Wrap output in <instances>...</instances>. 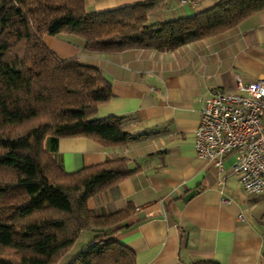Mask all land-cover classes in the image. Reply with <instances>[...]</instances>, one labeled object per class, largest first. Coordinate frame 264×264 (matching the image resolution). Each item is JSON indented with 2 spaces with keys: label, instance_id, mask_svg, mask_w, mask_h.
I'll use <instances>...</instances> for the list:
<instances>
[{
  "label": "trees",
  "instance_id": "trees-1",
  "mask_svg": "<svg viewBox=\"0 0 264 264\" xmlns=\"http://www.w3.org/2000/svg\"><path fill=\"white\" fill-rule=\"evenodd\" d=\"M165 3L90 11L87 0H0V264H56L86 229L94 237L67 264H138L136 252L117 238L135 205L101 212L89 203L139 167L117 157L67 172L53 155L62 138L122 146L138 137L127 131L125 117H97L113 94L103 70L78 57L60 58L44 37L72 34L100 53L173 51L264 8V0H220L189 16L152 22Z\"/></svg>",
  "mask_w": 264,
  "mask_h": 264
},
{
  "label": "crops",
  "instance_id": "crops-1",
  "mask_svg": "<svg viewBox=\"0 0 264 264\" xmlns=\"http://www.w3.org/2000/svg\"><path fill=\"white\" fill-rule=\"evenodd\" d=\"M140 1L87 0V8L104 11ZM219 1L166 0L150 20L189 16ZM44 40L60 58L78 57L103 70L113 94L99 106L97 117H125L127 131L138 137L122 146L62 138L53 151L67 172L117 157L139 167L89 203L101 212L135 205L117 238L136 252L137 263L264 264V193L243 188L233 171L236 153L225 158L220 171L195 147L205 100L215 89H235L238 79H264V8L224 33L173 51L91 52L72 34Z\"/></svg>",
  "mask_w": 264,
  "mask_h": 264
},
{
  "label": "built area",
  "instance_id": "built-area-1",
  "mask_svg": "<svg viewBox=\"0 0 264 264\" xmlns=\"http://www.w3.org/2000/svg\"><path fill=\"white\" fill-rule=\"evenodd\" d=\"M195 147L199 157L220 171L225 158L236 153L233 171L243 188L264 193V79L249 83L238 79L235 89H215L205 100Z\"/></svg>",
  "mask_w": 264,
  "mask_h": 264
},
{
  "label": "rangeland",
  "instance_id": "rangeland-1",
  "mask_svg": "<svg viewBox=\"0 0 264 264\" xmlns=\"http://www.w3.org/2000/svg\"><path fill=\"white\" fill-rule=\"evenodd\" d=\"M94 235V231L89 229L84 230L75 245L56 264H67L70 262L73 257L88 244Z\"/></svg>",
  "mask_w": 264,
  "mask_h": 264
},
{
  "label": "water",
  "instance_id": "water-1",
  "mask_svg": "<svg viewBox=\"0 0 264 264\" xmlns=\"http://www.w3.org/2000/svg\"><path fill=\"white\" fill-rule=\"evenodd\" d=\"M194 192L190 193V194H193Z\"/></svg>",
  "mask_w": 264,
  "mask_h": 264
}]
</instances>
